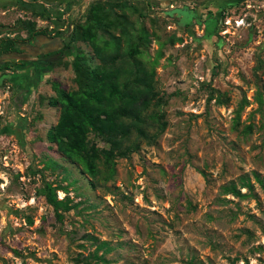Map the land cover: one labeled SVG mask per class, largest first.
I'll use <instances>...</instances> for the list:
<instances>
[{
	"label": "rangeland",
	"instance_id": "rangeland-1",
	"mask_svg": "<svg viewBox=\"0 0 264 264\" xmlns=\"http://www.w3.org/2000/svg\"><path fill=\"white\" fill-rule=\"evenodd\" d=\"M97 3L102 28L62 50ZM27 21L48 35L21 44L24 68L0 56V264H264V0H0V38ZM77 58L151 78L139 124L155 140L134 132L94 175L48 140Z\"/></svg>",
	"mask_w": 264,
	"mask_h": 264
},
{
	"label": "trees",
	"instance_id": "trees-1",
	"mask_svg": "<svg viewBox=\"0 0 264 264\" xmlns=\"http://www.w3.org/2000/svg\"><path fill=\"white\" fill-rule=\"evenodd\" d=\"M30 10L35 17H49L48 10L41 4L31 6ZM103 11V5L100 3L92 5L88 10L86 28L75 26L69 42L63 45L62 50L70 48L72 43L81 38H90L94 30L102 28L100 13ZM181 14L185 16L187 13ZM24 26L28 33L25 39L0 38V56L7 53L18 54L21 52V44L31 42L35 37L48 35L45 29L36 28L35 23L31 21H27ZM3 65L9 68L16 63L6 62ZM74 71L77 90L74 92L57 90V98L51 102L53 105L59 102L62 112L57 125L49 131L48 140L55 143L58 150L66 156L78 155L86 169L93 175L101 159L111 171V159L128 158L130 153L137 150V142L130 140L134 132H137L141 138L155 140L156 135H148L139 124L150 103L148 96L152 91L151 78L142 70L144 73L140 78L136 77L137 82L133 83L132 87L120 85L117 72L100 66L91 68L82 65L79 58L74 61ZM219 97L210 94L209 100L214 98L220 103L222 101ZM258 101L261 102L260 97ZM90 132L108 143L109 148L101 149L89 144L87 135ZM230 191L239 195L235 186H231ZM42 192L47 203L56 211L59 201L56 200L53 189L49 184H45Z\"/></svg>",
	"mask_w": 264,
	"mask_h": 264
},
{
	"label": "crops",
	"instance_id": "crops-1",
	"mask_svg": "<svg viewBox=\"0 0 264 264\" xmlns=\"http://www.w3.org/2000/svg\"><path fill=\"white\" fill-rule=\"evenodd\" d=\"M8 54L11 56L12 59H9V60H7L6 58L5 59H2V63L3 64L6 63V62H11V60H15L14 62L16 63V65H18L17 66L18 68H24V66L21 65V63L19 62V60H17L18 58H17V54L16 53H7V54H3L2 56L8 55Z\"/></svg>",
	"mask_w": 264,
	"mask_h": 264
}]
</instances>
